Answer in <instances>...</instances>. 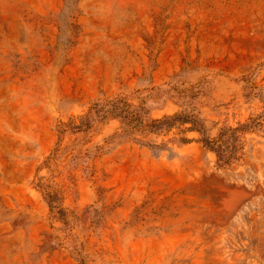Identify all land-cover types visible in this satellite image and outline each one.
<instances>
[{"label":"rangeland","instance_id":"obj_1","mask_svg":"<svg viewBox=\"0 0 264 264\" xmlns=\"http://www.w3.org/2000/svg\"><path fill=\"white\" fill-rule=\"evenodd\" d=\"M263 90L264 0H0V264H264Z\"/></svg>","mask_w":264,"mask_h":264},{"label":"trees","instance_id":"obj_2","mask_svg":"<svg viewBox=\"0 0 264 264\" xmlns=\"http://www.w3.org/2000/svg\"><path fill=\"white\" fill-rule=\"evenodd\" d=\"M261 97L264 99V90L262 92ZM112 105L113 107L107 111L98 110V108L93 110V116L83 117V121L81 122V125L87 126L95 118H104L108 115L120 117L123 120L129 121V119L132 116L127 102H125L123 99H116L115 101L112 102ZM186 111L178 115L164 117L163 119L160 120H150L149 123H147L146 120L144 119L146 117L144 113L138 112L132 118L134 119V121H136V123L142 124L150 131H156L162 128H170L171 125L177 121L189 123L191 125L192 131H195L201 135L200 143L202 144V146L210 151L215 152L219 160L224 161L225 155L223 148H224V144H226L227 142L226 136H224V134H221L216 140H211L207 138L205 136V131H206L205 125L199 113L196 112L193 108L187 109ZM52 207L53 206H51V209Z\"/></svg>","mask_w":264,"mask_h":264}]
</instances>
